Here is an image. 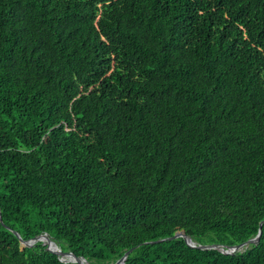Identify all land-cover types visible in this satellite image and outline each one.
<instances>
[{"label": "trees", "instance_id": "16d2710c", "mask_svg": "<svg viewBox=\"0 0 264 264\" xmlns=\"http://www.w3.org/2000/svg\"><path fill=\"white\" fill-rule=\"evenodd\" d=\"M0 208L91 264H264V0H0ZM0 264H66L0 223ZM77 264V263H67Z\"/></svg>", "mask_w": 264, "mask_h": 264}, {"label": "water", "instance_id": "95a60500", "mask_svg": "<svg viewBox=\"0 0 264 264\" xmlns=\"http://www.w3.org/2000/svg\"><path fill=\"white\" fill-rule=\"evenodd\" d=\"M0 223L3 224L8 230H10L18 238V240L21 243L23 248H25V247L31 248L34 245H36L38 242H41L42 245L45 247L46 251L57 255L60 258V260L66 264L67 263L91 264L85 258L78 257L73 252L66 251V250H63L62 248H60L55 242H53L49 238V236L47 234H43V235L36 237V238H33V239L24 240L18 232L13 231L10 227H8L7 225L4 224L3 218L1 215V208H0ZM263 224H264V220L260 222L259 232H258L256 237H254V238H252V239H250L244 243L237 244L234 246H221L218 244H199V243L195 242L192 238L188 237L184 231H179V232L175 233L173 236L168 237V238H164V239L154 241V242H147L144 244H156V243H162V242H166V241H172L175 239L183 238L184 241L186 242V244L192 248H197L200 250H219L224 254H234L236 252L246 251L251 245H258V243L260 242L261 236H262ZM140 245H142V244H140ZM140 245L133 247V248L129 249L128 251H126L125 254L120 259H118L116 262H114L112 264H125L128 256L136 248H138Z\"/></svg>", "mask_w": 264, "mask_h": 264}]
</instances>
